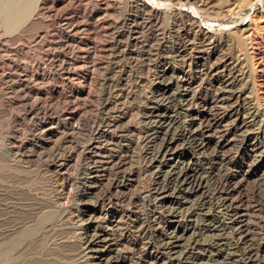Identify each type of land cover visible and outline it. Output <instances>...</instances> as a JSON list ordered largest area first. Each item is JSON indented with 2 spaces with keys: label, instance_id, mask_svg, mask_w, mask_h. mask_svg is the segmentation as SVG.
Wrapping results in <instances>:
<instances>
[{
  "label": "rangeland",
  "instance_id": "1",
  "mask_svg": "<svg viewBox=\"0 0 264 264\" xmlns=\"http://www.w3.org/2000/svg\"><path fill=\"white\" fill-rule=\"evenodd\" d=\"M8 1L0 0V12ZM40 1L19 0L17 5L26 7L29 18L0 27V264H93L85 242L106 227L102 218L97 224L89 219L92 213L99 216L103 194L111 196L120 216L118 229L108 232V246L120 250V262L130 250L117 244L125 229L133 230L130 212L145 221L155 213L158 222L148 224L145 241L153 244L156 256L168 241L162 238L172 225L167 217L178 209L180 222L173 226L180 231L188 226L183 248L197 240L193 251L197 264H215L211 236L205 230L206 214L214 206H200L198 195L186 194L175 205L168 203L171 190L158 174L165 169L155 163L165 139L156 115L176 119L177 137L193 115L205 112L202 103L221 90L236 91L245 114L256 112L251 143L258 141L262 158L249 156L239 146L240 136H232L216 177L235 176L240 188L231 195L233 208L227 216L238 212L254 247L262 245L264 0H148L165 11L157 21L139 0H46L39 5ZM184 45L182 58H175V50ZM197 61H204L206 69L212 63L220 68L201 70ZM166 66L173 92L169 100L157 92L163 89L159 77ZM184 80L195 81L194 101L190 113L179 114ZM223 112L212 108L209 114L218 118ZM120 133L123 139L118 138ZM216 136H203L209 147L202 163L210 169L219 161L213 144ZM63 150L74 151V157ZM61 157L68 164L64 171L58 167ZM114 157L124 160V169L111 168ZM123 170L130 181L122 180ZM94 176L96 183L91 180ZM113 178L122 181L117 190L108 187ZM212 205H217L215 197ZM102 245L96 248L102 250ZM260 253L256 263L264 264V251ZM242 263L237 257V264Z\"/></svg>",
  "mask_w": 264,
  "mask_h": 264
},
{
  "label": "bare ground",
  "instance_id": "2",
  "mask_svg": "<svg viewBox=\"0 0 264 264\" xmlns=\"http://www.w3.org/2000/svg\"><path fill=\"white\" fill-rule=\"evenodd\" d=\"M45 1L46 0H41L39 5H43ZM139 1H141L142 7L152 14L151 16H153V20H156V21L160 20L162 18V15L165 13L164 10L160 9L161 7L158 8L157 6L156 7L153 6L151 3L149 4L148 0H139ZM18 2H19V0H9L6 3L5 8H3V10L0 12V27L1 26L5 27V28L6 27H12L13 25L29 18V17H27L28 14L26 13L27 12L26 7L21 6L19 4L17 5ZM160 4H162V3H160ZM17 9H18V11H15ZM165 9L168 10L169 8L165 6ZM12 12H14L15 15L10 16L12 14ZM163 21H161V22H163ZM185 50H186L185 45L182 46V48L181 47L177 48L175 50V55H174L175 58L181 57L183 55V53L185 52ZM167 58H168V56H167ZM63 61H64V59H63ZM203 62L197 61L196 67L200 68L201 70L206 69ZM180 67H181V65H180ZM218 68H220L219 64H213L212 63L211 66L206 70H208V72H211V71H216V69H218ZM169 69L170 68L166 66L164 68V71L162 72V75H160V77H159V82H160L159 86H163V89L157 87L158 88L157 92L165 100H167V99L169 100V98H171V94L173 93V92L172 93L170 92L171 88L169 87L170 85L168 83L169 82L168 81L169 76H167V75H169L168 74ZM180 73L184 74V69H183V71H180ZM194 83H195L194 80H191L190 82H186L184 80V82L182 83V85H183L182 97H184V98H183V100L180 99L181 101L179 102V104L177 103L178 104L177 108L180 110L179 114L182 113L181 111L190 113L192 110V104L194 101V97H193V94H191V90H192L191 87L194 85ZM180 92L181 91H179L178 93H180ZM235 92L236 91H233V90H231V91L221 90L220 92H216L214 95H212L211 99L205 100L202 103V107H204L205 112H203L202 114L198 113L197 115H193L192 118L189 119V122L187 123V125L181 130V132L178 134L177 137L174 136V132L176 129L174 126L177 123L176 119L171 118L169 116H168L169 118L164 117L165 115L160 116V117H158L156 115V117L158 118L157 124H158V126L160 125L159 127L162 130H164L163 132L165 135V139L163 138L164 144L161 147V149L159 151H157L158 153H156L157 156H156L155 163L156 164L158 162L162 163V166L160 168L165 169L162 171L159 169L160 171L158 174L166 182V185H167L166 187L169 188L168 191L171 190V198L172 199H170V201L168 202L169 205H175L174 204L175 200L177 201V199H178V197H180V195L184 196L183 194H186L188 196L198 195V197H200V200L198 199L200 201V204H201L200 206H203L206 203H210L211 204L210 206H212V207L214 206V208H211L212 210L210 209V211L207 208L209 211V214L208 213L206 214V222L207 223L205 224V230L211 236V242L209 244V248L211 249L210 254H212V258L214 260L213 262L215 264H237V257L239 258V256H240V258L243 259L244 264H257L256 263V261H257L256 257L258 255V253L264 251V243L262 245H259L258 247L257 246L254 247V244H252L251 234H250V231L248 230L247 223L244 224L243 220L238 219L240 217V215H238V212L235 213L234 217L233 216H227L228 212L233 208V205H232L233 201H232V199H230L232 197L231 195H234V193L237 192L236 190L240 188L239 182L238 181L235 182L234 181L235 176H231V174H230V176H229V174H224L222 176H219L220 178H217L218 176L216 177V171H220L219 166L222 165V163H223V154H224L223 150L228 147V143H229L230 139L232 138V136L233 137L240 136L239 146H242L246 150H248L249 156H251V157L252 156H259V158L260 157L262 158V156H263L262 150L259 151L260 147L258 145L259 144L258 141L251 143V140L253 139L254 136L252 135V133H251L252 131L250 130V128L252 127V124L255 121L256 112H255V114H253V113L245 114L244 108L242 106H240L239 103H237V101H236V99L239 98V94H237ZM180 96H181V93H180ZM170 101H172V100H170ZM76 103H74V104H76ZM246 106H248V105H246ZM212 108L223 109L225 112H223L224 114L222 113L223 114L222 116L215 118L214 116H211L209 114L210 111L212 110ZM29 111H31V109H29ZM44 113H47V112L45 111ZM75 119H76V117H75ZM80 119L81 118H79V120ZM113 122H114V120H113ZM113 125H115V124H113ZM62 131H63V129H62ZM115 131H117V130H115ZM97 133H99L100 135L102 134L98 130L96 131V134ZM214 134L215 135L218 134V137L216 136V139L214 140L215 142L213 144H214L215 149H216L215 152L217 154H219V157L217 158L219 161L216 163V166L214 165L215 169H214V166H213V168L211 167V169H210V168H206L204 166V164L202 163L203 162L202 161L203 160L202 154L209 147L208 146L209 144L205 141L203 136L207 135L208 137H212V136H214ZM200 136H202V137H200ZM118 138L123 139L122 133H120V135H118ZM232 139H234V138H232ZM96 146L97 145H95L93 147V149H95ZM86 149H88V148H86ZM63 152H67V151L63 150ZM67 153L69 156L74 155L73 154L74 151H73V153L71 151H68ZM205 153H206V151H205ZM72 157H74V156H72ZM118 158L119 157H117V158L114 157V158H112L111 161H109L111 168L113 167L114 169H124L123 168L125 165L124 160L121 161V159H118ZM152 159H154V157ZM67 165L68 164L65 161V159L61 157L60 158V164L58 166L59 169L64 171L66 169ZM208 166H209V164H208ZM156 167H158V166H156ZM258 168H261V165L258 164L257 170H258ZM97 172H98V170L92 171V173H97ZM220 172H219V174H221ZM126 176L127 175L125 174V171L123 170L122 171V180H124ZM214 177H216L214 185L212 184L214 186V188H211V186H212L211 182H213L212 180L214 179ZM118 179H120V178H115V179L113 178V180L110 179L111 181L109 182L108 187L111 190H115V189L117 190L118 189V186H119L118 184L120 182H122L121 179L120 180H118ZM91 180L94 183H96V181H97L95 176L91 177ZM238 180H240V179H238ZM125 181H130V180L125 179ZM94 183H92V184H94ZM128 183H124V185H127ZM225 185H228L230 188L229 187H228V189L225 188ZM164 186H162V187H164ZM94 188H95V186H94ZM160 189H162V188H160ZM164 195L166 196L167 194H164ZM214 197L217 200L216 207H215V205H212V203L214 201ZM99 202H100L99 205H100L101 209L96 211V213H99V216L98 217L96 216V218H95L94 214L92 213V215H90L89 219L94 218V220L92 219L90 221V223L96 222L95 224H97L99 219L102 218L106 227H104V225H103V227L105 229L101 230L100 232H97V231L94 232L96 230L95 229L93 231L94 234L91 235V237L89 238V240L87 242H85V244H86L85 248L91 249V253H93V256H92L93 264H117L118 261L120 260V257L122 256V253L120 252V250H116L117 248L114 250V248H112L111 246H108L109 245L108 242L110 240V235L108 232H109V230L118 229L117 227H118L119 222H120V216L114 212V208H113L114 203H113L110 195L107 196L106 194H103ZM196 211H198V210H196ZM194 212H195V210H194ZM194 212H192V214ZM185 213L186 212H184V214ZM130 214L132 215V217H134V220L131 221L133 230L131 229V227L129 229H125V231L120 235V239L118 240V243H117L118 245L119 244L127 245L128 247H130V250L127 253L128 256L124 254L125 255L124 256L125 261H122V262L119 261L118 264H158L157 262H160V264H178V263L182 262L181 261L182 259H189L190 257H191V261L189 260L190 262H187V264H197V256H195L193 254V251L194 250L196 251V248H197V245H196L197 240H195V242H193L192 245H189V247L187 249H184L182 244H185V242L184 243H182V242L184 239V234L188 229V226L184 227V231H180L177 226H175V227L173 226V223L175 224V222H177L179 225V222H180L179 217L181 216V214H180V211L178 209H177V211L170 213L167 217V219H170L169 221H171L172 225L168 229L164 230L162 238L165 237L166 239H168V241L165 243V245H164L165 247H163V250L160 251L161 252L160 255H156V256L152 251L153 247H151V246L153 244L145 241L147 238V235H148V227H147L148 224L156 221L155 220L156 219L155 213L148 216V219H147L148 221H145L136 212L135 213L130 212ZM258 214H259V212H258ZM186 216L189 218L188 214ZM184 219H186V218H184ZM202 219H203V217H202ZM156 222H158V221H156ZM257 223H260V222H257ZM164 228H162V229H164ZM194 230H195V228H194ZM198 232H200V231H198ZM10 234H11V232H10ZM16 235H18V234H15V238L17 237ZM88 235L89 234H87L86 237ZM195 235H197V234H195ZM252 235H253V232H252ZM193 236H194V233H193ZM230 237L233 241H229ZM19 240H21V239H19ZM260 240H261V238H260ZM9 241H11V240L9 239ZM30 241H29V243H30ZM100 243L104 244V246L102 245L104 248L102 250L96 248L98 246V244H100ZM161 243H162V241H161ZM161 243H159V244L161 245ZM8 244L10 245V243H8ZM13 244L15 245V243H13ZM27 244L25 245V247L27 246ZM4 245H2V246L4 247ZM2 246H1V248H2ZM12 247L13 246H11V249H12ZM14 247H16V246H14ZM11 249H10V251H11ZM21 254H19V255H21ZM9 255L10 254H8V256ZM13 255L12 256L10 255V256L13 257ZM0 258H2V257H0ZM128 258H129V260H126ZM129 261L131 263H129ZM7 262H9V258H8ZM9 263H7V264H9ZM184 264H186V263L184 262ZM259 264H261V263H259Z\"/></svg>",
  "mask_w": 264,
  "mask_h": 264
}]
</instances>
